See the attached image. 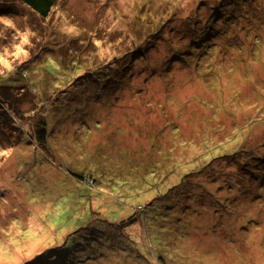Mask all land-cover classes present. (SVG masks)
<instances>
[{"label": "rangeland", "instance_id": "374dc122", "mask_svg": "<svg viewBox=\"0 0 264 264\" xmlns=\"http://www.w3.org/2000/svg\"><path fill=\"white\" fill-rule=\"evenodd\" d=\"M2 1L0 264H264V0Z\"/></svg>", "mask_w": 264, "mask_h": 264}, {"label": "trees", "instance_id": "16d2710c", "mask_svg": "<svg viewBox=\"0 0 264 264\" xmlns=\"http://www.w3.org/2000/svg\"><path fill=\"white\" fill-rule=\"evenodd\" d=\"M56 1L57 0H21L22 3H24L25 5H27L32 11H34L35 13H37L39 16H41L43 18H46V17H48L50 15V13L52 12L53 7L56 6ZM0 2H1L0 4L5 3L2 0H0ZM0 15H2V11H0ZM70 60H72V59H70ZM120 67H121V65H120ZM78 69H80V68H78ZM108 73L109 74L103 73V75L101 77H99L97 75H94L93 72H88L87 74L89 76H92L93 77V80H96L97 84H98V82H100L101 79H105V82H106V85L107 86L103 82L101 84L97 85V86H104L106 88H112L115 85L114 79L115 80L116 79L119 80V79H122V77H120L118 75L115 76L113 74L114 73L113 70L109 71ZM10 75L11 76H9V79H13L14 80L20 74H18L16 72H12V73H10ZM0 77H1V75H0ZM2 77L3 78L0 79V83H1V80H2L3 81L2 82L3 85H1V86H4V83L5 84H8V85H13V84H10V82H5L4 76H2ZM106 78H107V80H110V81H113V82H107ZM9 106H10L11 109H15V106H14L13 102ZM17 113H19V112H17ZM45 129L46 128H43L38 133V135L41 136L42 141H45V136H46L45 135L46 134V130Z\"/></svg>", "mask_w": 264, "mask_h": 264}]
</instances>
